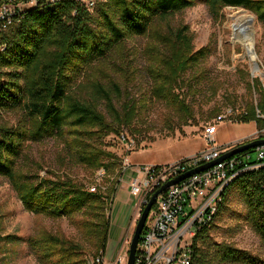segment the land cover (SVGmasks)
Wrapping results in <instances>:
<instances>
[{"label": "trees", "instance_id": "1", "mask_svg": "<svg viewBox=\"0 0 264 264\" xmlns=\"http://www.w3.org/2000/svg\"><path fill=\"white\" fill-rule=\"evenodd\" d=\"M197 3L206 4L214 17L227 6L243 7L264 27V0H98L93 8L75 0H59L44 8L26 9L21 22L0 38V113L14 112L19 117L15 124L0 122V177L10 182L27 211L75 222L98 253L107 247L111 223L107 210L119 181L111 193L106 190L123 166L120 155L108 148L107 138L116 135L127 146L135 141L142 128L150 125L139 120L148 119L152 102L169 107L182 126H191L196 118L187 100L193 85L187 88L183 82L188 71L197 70L212 54L211 46L195 49L187 26L159 28L169 15ZM137 36H147L155 45L146 55L152 84L138 99L141 105L130 92L118 105L116 98L120 101L125 92L114 78L92 76L87 83L84 79L93 74L94 64L106 61L126 40ZM124 66L127 71L129 62ZM252 89L262 99L248 106L237 120L254 121L262 128L264 118L257 116V109L264 112V85L259 78ZM50 138L62 142L88 169H105L108 184H97L92 191L91 186L58 172L40 175L26 170L23 158L29 143ZM235 198L243 204L239 218L264 242L262 167L244 171L226 185L214 220L194 237L192 264H264L258 255L211 235L212 224L230 210ZM4 238L14 236L0 234V241ZM28 242L40 264H88L84 246L73 239L43 231Z\"/></svg>", "mask_w": 264, "mask_h": 264}, {"label": "rangeland", "instance_id": "2", "mask_svg": "<svg viewBox=\"0 0 264 264\" xmlns=\"http://www.w3.org/2000/svg\"><path fill=\"white\" fill-rule=\"evenodd\" d=\"M239 10H244L248 15L253 16L252 37L255 60L246 54L240 40L233 39L232 15ZM182 26H187L189 32L193 34L195 49L205 45H210L212 49V54L200 63L197 70L188 71L183 82L187 88L190 83L193 85L187 100L193 105L196 118L191 126H182L177 123V118L169 107L152 102L148 119L139 120V123L147 121L150 125L147 128L143 127L141 134L135 137L134 149L130 150L121 137L110 135L107 138L111 143L108 148L120 155L123 160L122 165L125 157L131 152L149 146L151 147L134 152L133 155L141 157L147 155L162 162L177 153H188L197 149L205 143L203 131L204 126L209 123L218 126L215 136L218 143L220 138L231 136L238 130L234 126L242 123L237 120L238 115L251 104L257 105L262 99L261 94L252 89V83L256 78H259L264 85V27L254 13L243 7L227 6L221 10L219 17H214L206 4L197 3L180 13L169 15L159 29L164 31ZM152 46L155 45L147 36L129 38L125 44L113 51L106 61L93 65L91 69L93 74L88 73L84 79L85 83L89 82L92 76L106 80L114 78L122 85L125 92L123 99L118 101L116 98L118 105L124 102L128 92L138 101L149 91L152 84L146 72V55ZM126 61L129 62L127 71L124 68ZM132 67L139 69L133 71ZM200 72L202 73L198 74ZM196 76H199L198 79ZM138 103L141 105L142 102L138 101ZM101 109L106 112L104 106H101ZM213 115L216 116L211 117ZM18 119V113H0V122L15 124ZM259 130L258 127L257 131ZM194 134L199 135L190 140ZM258 134L254 133V136L245 141ZM252 157H256L255 151L252 152ZM23 167L28 171L39 172L40 175H45L48 171L58 172L88 186L97 184L106 186L109 181L105 169L95 172L88 169L69 154L68 148L62 142L51 138L29 143L23 158ZM119 168L118 166L116 171ZM118 176L106 192L111 193V188L116 186L122 174L119 173ZM231 205L230 210L212 224V237L219 242L232 243L264 259V242L239 218L238 213L243 209V204L235 198ZM107 211L111 219L112 203ZM43 231H50L81 243L88 264L89 260L98 254V249L93 246L86 233L78 230L75 222L68 218L51 219L27 211L10 182L0 177V234L14 236L12 240L4 238L0 241V264H40L30 249L28 239Z\"/></svg>", "mask_w": 264, "mask_h": 264}, {"label": "built area", "instance_id": "3", "mask_svg": "<svg viewBox=\"0 0 264 264\" xmlns=\"http://www.w3.org/2000/svg\"><path fill=\"white\" fill-rule=\"evenodd\" d=\"M57 1L59 0H0V38L21 22L26 9L44 8ZM75 1L85 3L89 8H93L98 2V0ZM257 116L264 118V112L257 109ZM217 131V124L205 126L204 137L207 146L193 155L165 164L135 165L136 174L130 185L131 193L141 196L138 218L151 195L166 182L216 160L235 146L218 145L215 137ZM255 133L259 134L249 140L264 139V127ZM134 147L135 141L131 140L128 148L132 150ZM254 151L255 158L252 157ZM125 160L121 174L130 166L127 159ZM262 167L264 144L227 157L165 189L158 195L146 220L135 264H192L194 237L200 229L214 220L226 185L238 174ZM97 187L98 185H93L90 189L96 191ZM131 239L121 244L113 258H108L106 250H101L89 260V264H127Z\"/></svg>", "mask_w": 264, "mask_h": 264}, {"label": "crops", "instance_id": "4", "mask_svg": "<svg viewBox=\"0 0 264 264\" xmlns=\"http://www.w3.org/2000/svg\"><path fill=\"white\" fill-rule=\"evenodd\" d=\"M234 124V123H232ZM238 130L231 134L228 137L220 138V141L216 143L220 146H234L237 143L251 137L257 130V123L254 121L248 123H239L234 124ZM199 134H194V136L190 137V140L198 136ZM202 136V135H201ZM204 136V131H203ZM202 136V137H203ZM205 138V137H203ZM206 143V140H205ZM203 143L199 148L194 149L188 153H177L175 156L168 158L165 161H159L157 159L151 158L147 155L135 156L134 152H140L147 148H144L140 151H133L130 155L125 157L127 159V163L130 166L127 167L126 171L122 174L120 179H118V184L116 191L113 195L112 202V216L109 230V238L106 247V255L108 258H113L114 255L118 252L121 244L125 240H129L135 230L136 219L138 217V209L141 202V196L134 195L131 193V181L134 175L136 174L135 165L138 164H165L173 162L181 157L193 155L194 153L202 150L207 146V143ZM151 147V146H150ZM149 148V147H148ZM149 157V158H147ZM126 162V160H125Z\"/></svg>", "mask_w": 264, "mask_h": 264}, {"label": "water", "instance_id": "5", "mask_svg": "<svg viewBox=\"0 0 264 264\" xmlns=\"http://www.w3.org/2000/svg\"><path fill=\"white\" fill-rule=\"evenodd\" d=\"M262 144H264V139H262V138L252 139V140H248V141H242V142L236 144L233 148H231L230 150H228L224 154H222L216 160H213L211 162H208V163L200 165L196 168H193V169L189 170L188 172L183 173V174L179 175L178 177L169 180L160 189L156 190L151 195L148 202L144 206V208L141 212V215L137 221V224H136V227H135V230H134L131 242H130L127 264H135L136 254H137V250H138V244H139V240L141 238L142 231L144 229V226H145L146 220L150 214V211L153 208L159 194H161L169 186L181 181L182 179L186 178L187 176L192 175L193 173L199 172V171L204 170L210 166H213L214 164H216V163L222 161L223 159L230 157L236 153L247 151L249 149H254L255 147L262 145Z\"/></svg>", "mask_w": 264, "mask_h": 264}, {"label": "bare ground", "instance_id": "6", "mask_svg": "<svg viewBox=\"0 0 264 264\" xmlns=\"http://www.w3.org/2000/svg\"><path fill=\"white\" fill-rule=\"evenodd\" d=\"M233 39L240 40L252 60L256 59L254 43L252 37V15H248L244 10L234 12L232 15ZM256 67H254L255 69ZM259 69V68H258Z\"/></svg>", "mask_w": 264, "mask_h": 264}]
</instances>
